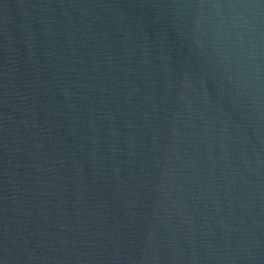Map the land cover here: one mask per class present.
Returning a JSON list of instances; mask_svg holds the SVG:
<instances>
[{
	"label": "water",
	"instance_id": "obj_1",
	"mask_svg": "<svg viewBox=\"0 0 264 264\" xmlns=\"http://www.w3.org/2000/svg\"><path fill=\"white\" fill-rule=\"evenodd\" d=\"M0 264H264V0H0Z\"/></svg>",
	"mask_w": 264,
	"mask_h": 264
}]
</instances>
